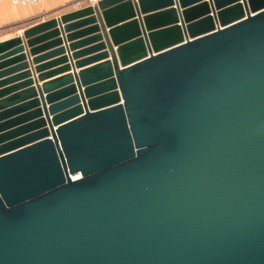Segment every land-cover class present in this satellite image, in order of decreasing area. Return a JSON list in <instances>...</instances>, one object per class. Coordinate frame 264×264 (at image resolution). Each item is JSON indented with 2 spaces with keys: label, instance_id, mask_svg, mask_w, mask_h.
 <instances>
[{
  "label": "water",
  "instance_id": "1",
  "mask_svg": "<svg viewBox=\"0 0 264 264\" xmlns=\"http://www.w3.org/2000/svg\"><path fill=\"white\" fill-rule=\"evenodd\" d=\"M0 264H264V0L0 38Z\"/></svg>",
  "mask_w": 264,
  "mask_h": 264
},
{
  "label": "crops",
  "instance_id": "2",
  "mask_svg": "<svg viewBox=\"0 0 264 264\" xmlns=\"http://www.w3.org/2000/svg\"><path fill=\"white\" fill-rule=\"evenodd\" d=\"M71 1L73 0H40L37 3H13L10 0H0V38L21 33L23 28L31 24L58 15L62 12L75 9L69 5ZM86 1L87 0H83L79 7L87 5L85 4ZM35 15L39 16L37 21L21 28H15L13 30L10 28L11 23ZM68 72H71V70ZM64 73H67V71L57 75Z\"/></svg>",
  "mask_w": 264,
  "mask_h": 264
},
{
  "label": "built area",
  "instance_id": "3",
  "mask_svg": "<svg viewBox=\"0 0 264 264\" xmlns=\"http://www.w3.org/2000/svg\"><path fill=\"white\" fill-rule=\"evenodd\" d=\"M11 2L13 3H37L39 2L40 0H10ZM83 2V0H73L69 3V5L72 7V8H77L79 7V5H81ZM96 0H87L85 2V4H93L95 3ZM77 176H72V178H76Z\"/></svg>",
  "mask_w": 264,
  "mask_h": 264
},
{
  "label": "trees",
  "instance_id": "4",
  "mask_svg": "<svg viewBox=\"0 0 264 264\" xmlns=\"http://www.w3.org/2000/svg\"><path fill=\"white\" fill-rule=\"evenodd\" d=\"M38 18H39V16L35 15V16L28 17V18L23 19V20H19V21L13 22V23L10 24V28L13 30L15 28H21V27L27 26V25L37 21Z\"/></svg>",
  "mask_w": 264,
  "mask_h": 264
}]
</instances>
